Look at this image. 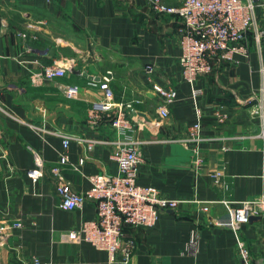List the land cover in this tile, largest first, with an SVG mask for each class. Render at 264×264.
Wrapping results in <instances>:
<instances>
[{
  "label": "crops",
  "instance_id": "0c3cea01",
  "mask_svg": "<svg viewBox=\"0 0 264 264\" xmlns=\"http://www.w3.org/2000/svg\"><path fill=\"white\" fill-rule=\"evenodd\" d=\"M257 12L264 30V6ZM0 20L8 23L0 33V223L23 222L0 251V264H123L111 263L108 251L88 241L64 237L96 218L97 207L89 200L83 208L65 210L58 192L63 180L84 191L91 186L89 175L118 172L114 144L88 149L87 140L115 138L112 120L122 105L144 140L139 182L181 200L154 227L127 228L126 236L137 242L132 263L239 264L243 245L254 264H264V214L236 229L230 212L264 195L260 120L242 102L259 96L263 85L264 36L257 42L251 30L249 54H236L233 62L215 60L213 71L196 82L203 133L210 138L201 143L200 162L194 145L180 140L197 119L193 86L181 73L176 15L157 12L151 0H0ZM54 62L68 67L66 76L41 75ZM108 75L116 105L91 124L89 110L104 99ZM153 83L178 90L167 117ZM225 112L228 119L219 121ZM38 128L49 131L42 135ZM59 133L73 136L67 163L61 162ZM31 147L45 159L38 180L27 174L34 166ZM194 226L200 228L199 250L189 253Z\"/></svg>",
  "mask_w": 264,
  "mask_h": 264
},
{
  "label": "built area",
  "instance_id": "2783aa9c",
  "mask_svg": "<svg viewBox=\"0 0 264 264\" xmlns=\"http://www.w3.org/2000/svg\"><path fill=\"white\" fill-rule=\"evenodd\" d=\"M151 4L157 12L174 14L181 22L179 27V45L182 50L181 73L183 79L193 86L192 98L197 120L180 140L193 144L198 154V161L202 162L201 143L210 138L203 133V111L197 102L201 89L196 87V82L213 71L215 60L233 62L236 54H249L251 30L254 32L255 41L261 42L264 30L259 25L257 9L264 6V0H183L180 5H169L163 0H151ZM7 27L8 23L0 20V33ZM148 69L151 71L152 67L148 65ZM67 72L68 67L54 62L45 65L41 75L58 78L66 76ZM261 73L263 85L259 96H251L242 102L252 108V115L259 118L261 129L256 132V135L264 137V64L261 66ZM111 79V76H105V81L102 83L105 97L89 110L91 124L98 123L104 113L109 112L116 105L114 91L109 84ZM153 90L163 100L160 113L167 117L170 106L178 100V90L173 86L160 83H153ZM71 91L74 90L71 88ZM228 116L227 112L220 114L219 121L228 119ZM134 121L135 118L122 105L112 120L116 137L112 140L97 138L87 140L88 149H92L100 142L114 144L111 157L118 164L116 174L101 172L89 175L91 186L84 191L75 190L63 179L58 186L61 208L65 210L83 208L89 200L94 201L97 207L96 218L85 220L64 237L73 241L85 240L99 249L108 251L111 263L133 264L132 258L137 242L134 237L126 236V228H152L162 212L176 211L181 203L180 199L165 196L154 186L139 182L142 163L141 146L144 140L135 134L137 128ZM38 130L42 135L49 131L46 128H38ZM59 134L63 136L64 147L61 162L67 163L69 161L67 148L73 136L66 133ZM31 150L34 166L28 169L27 174L34 180H38L44 176L45 159L38 149L31 147ZM85 162L86 158L82 157L79 163ZM55 173L61 177L58 168H55ZM213 177L216 182H221L217 174H213ZM202 209L207 211L209 206L204 205ZM230 212L234 228L238 229L250 222L254 216L264 214V195L243 200L233 206ZM22 227L21 219L0 223V251L7 246L9 238L15 231ZM199 244L200 228L194 226L190 230L186 250L189 253H196L199 250ZM239 254V264H254L247 246L240 245Z\"/></svg>",
  "mask_w": 264,
  "mask_h": 264
},
{
  "label": "trees",
  "instance_id": "16d2710c",
  "mask_svg": "<svg viewBox=\"0 0 264 264\" xmlns=\"http://www.w3.org/2000/svg\"><path fill=\"white\" fill-rule=\"evenodd\" d=\"M128 228H130V227H128ZM126 230H127V228H126Z\"/></svg>",
  "mask_w": 264,
  "mask_h": 264
},
{
  "label": "water",
  "instance_id": "95a60500",
  "mask_svg": "<svg viewBox=\"0 0 264 264\" xmlns=\"http://www.w3.org/2000/svg\"><path fill=\"white\" fill-rule=\"evenodd\" d=\"M94 77V76H93Z\"/></svg>",
  "mask_w": 264,
  "mask_h": 264
}]
</instances>
